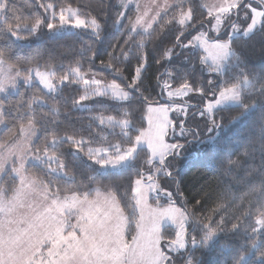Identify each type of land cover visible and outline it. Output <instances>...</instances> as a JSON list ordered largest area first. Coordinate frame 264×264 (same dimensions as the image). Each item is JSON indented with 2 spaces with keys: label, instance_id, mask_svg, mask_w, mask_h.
Listing matches in <instances>:
<instances>
[{
  "label": "snow or ice",
  "instance_id": "1",
  "mask_svg": "<svg viewBox=\"0 0 264 264\" xmlns=\"http://www.w3.org/2000/svg\"><path fill=\"white\" fill-rule=\"evenodd\" d=\"M131 3L120 0L113 21L126 30L125 47L87 49L90 65L100 56L110 58L109 63L101 61L113 77L110 82L97 78L91 67L84 71L80 62L57 74L51 64L41 70L38 60L13 61L11 49L0 47V125L7 129L0 137V264H264V67L249 70L246 50L257 32L264 50V0H151L150 8L135 0L134 19ZM32 7L42 11L26 15L16 0H0V40L27 41L42 28L56 30L74 17L75 27L90 29L96 43L102 42L105 19L100 16L82 19L71 4L55 0H34ZM241 14L242 22L232 20ZM157 31L174 36L171 46L152 50L158 64L181 55L178 47L200 49L199 63L212 76L192 80L187 72L179 78L167 72L168 79L157 78L160 95L166 92L172 103L151 101L154 89L145 84L148 45ZM238 35L247 40L237 44ZM132 45L144 50L135 55V65ZM35 80L43 87L19 91L21 81L31 87ZM73 84L84 88L71 99L72 108L94 98H102L105 110L115 105V115H93L90 122L119 126L120 142L91 147V138L59 133L60 109L69 103L64 96L57 99L59 85ZM10 89L16 90L15 98ZM192 93L199 96L198 104L174 102ZM225 109L238 112L233 120L259 111L242 145L244 156L259 146L258 175L248 174V191L241 197L222 192L213 198L204 192L193 202L184 194L174 161L189 145L219 139L229 126L219 116ZM136 112L141 113L140 127L133 119ZM145 118L147 128L142 126ZM177 128L184 143L176 137ZM65 144L74 157L86 158L91 173L85 177L87 184L54 188L64 177L65 184L76 179L66 171L74 162L64 158ZM239 157V152L226 151L221 170L238 165ZM141 158L143 166L129 171V162ZM101 178L110 184L94 186ZM5 179L10 181L7 186ZM161 197L166 206L159 203ZM133 224L129 241L126 234Z\"/></svg>",
  "mask_w": 264,
  "mask_h": 264
},
{
  "label": "trees",
  "instance_id": "2",
  "mask_svg": "<svg viewBox=\"0 0 264 264\" xmlns=\"http://www.w3.org/2000/svg\"><path fill=\"white\" fill-rule=\"evenodd\" d=\"M118 0H55L59 4L67 6L71 4L72 7L79 8L83 13H88L91 16H100L105 19V27L103 31L102 42L97 44V38L92 35V32L85 29H71L58 35L44 34L43 38L39 41H32L29 37V43L15 42L0 40V47H9L11 49L13 61L19 58L23 61H39L41 68H45L46 64H51L55 67L57 74L61 73L62 69H66L69 65L77 66V62H80L84 71H87L91 67L92 71L96 75L102 76L108 81L113 78L109 71L105 70L101 66V61L109 63L110 58L107 55L98 57L91 65L88 62V46L91 45L93 48H100L101 51L119 45L121 48L125 47L124 41L127 36L124 35L125 28L121 25L116 26L113 23L114 19L117 18L118 13ZM50 2V0H48ZM195 4L203 3L201 0H194ZM34 0H16L17 7L21 8L27 15L29 12L42 11L40 9L32 7ZM105 9L104 13L100 12L101 8ZM132 18L135 16V11L130 14ZM199 17V11L197 12ZM168 17H165L167 19ZM125 20V24H127ZM259 27V26H258ZM259 35L257 32L253 40L249 41L246 47L249 57V70H259L264 67V50H262L259 44ZM226 37V36H225ZM224 39V36L221 37ZM140 40V37L136 38ZM174 39L173 33L164 31H157L153 35V42L148 45L149 51V67L145 73V84L151 85L154 89L149 97L151 101L157 103L168 102L164 99L163 95H160V87L156 86L157 78L168 79L166 73L174 72L179 76L190 73L189 79L192 80H207L211 79L212 76L206 71V67L199 63L198 57L201 54L199 50L185 51L181 48H176V52L181 55L174 56L172 60L165 63L163 66L158 64L156 61L159 59L158 54L152 50H162L165 47L171 46ZM236 43H242L247 40L246 37L238 35ZM132 51V64H136L135 55L143 52L144 50H136L135 45H132L129 49ZM186 56H191V61L185 59ZM124 65L117 64V67L123 68ZM119 82V81H118ZM171 83V81H169ZM42 86L33 82V86L24 85L20 82V92H34ZM59 88L62 90L57 96L68 98L69 103L67 106H61L60 109V124L58 131L61 135L74 134L79 138L81 135L85 139L91 138L93 143L91 147L107 146L108 144H115L121 140V129L119 126L111 127L108 125L98 126V122H90V117L97 114L115 115V105L109 106L108 110H105V106L100 101L102 98H94L89 101L86 107H71V99L78 98V95L83 90L81 85H60ZM12 98H15L16 92L10 94ZM52 95H57L53 93ZM145 95H148L146 92ZM51 103V101H49ZM238 112L234 109H225L219 114L224 118V122L229 126L222 132L219 139L215 142L209 143L202 148L201 151H197L189 157L184 159L176 170L179 172V179L182 181V189L185 196L199 200L204 192H208L210 197H215L218 193H228L230 195L241 197L248 191V181L251 179L249 173H254L255 169H258L261 165V153L259 146L254 154L244 156L242 145L245 142V138L250 136L254 130L255 122L259 117V111L254 110V114L249 115L247 118H241L233 120ZM135 126H141V113L136 112L133 117ZM219 119V117H218ZM146 120H143L142 126L145 127ZM7 129L3 126L0 130V137L4 135ZM258 134V129H256ZM62 151L64 158L67 161L74 162V166L70 164V167L66 169L70 174L75 175V182L68 181L67 184L64 181L68 180L64 177L59 184H54L55 187H73L75 188L79 183L83 182L87 184L88 181L85 178L87 175H91L89 171V165L86 163V158L74 157L73 150L69 148L67 144L63 145ZM226 151L233 153H240V163L234 167H231L227 172L221 170L222 166L220 161L226 156ZM232 159H237L236 155L232 156ZM131 166L129 171L134 172L135 167L143 166V159H134L129 162ZM127 167V166H126ZM62 175V174H61ZM128 173H125L127 176ZM258 175V173H254ZM47 179V177H45ZM53 179H56L55 177ZM109 185L110 179H98L95 185ZM126 186V181H125ZM121 194L124 192V188H121ZM239 201H237L238 203ZM166 203V200L163 202ZM211 206V200L209 201ZM130 212L131 209L126 210ZM135 233V225L133 224L129 232L126 234V238L130 239Z\"/></svg>",
  "mask_w": 264,
  "mask_h": 264
},
{
  "label": "rangeland",
  "instance_id": "3",
  "mask_svg": "<svg viewBox=\"0 0 264 264\" xmlns=\"http://www.w3.org/2000/svg\"><path fill=\"white\" fill-rule=\"evenodd\" d=\"M201 1H202V2H205V0H201ZM125 2H127V0H125ZM158 2L161 3V4H163V3H164V0H158ZM210 2H215V0H210ZM140 3L143 4V5L148 6L149 8L151 7V0H140ZM117 4H118V6H119V4H120V0L117 1ZM130 7H132V8L134 9V11H135V0H132V3L130 4ZM73 8L79 10V15H80V18H82V19L90 20V19L93 17V16L89 15L88 13H86V14L83 13V11H82L81 9H79V8H76V7H73ZM134 18H135V16H134ZM134 18H133V19H134ZM74 20H75V18L73 17L71 22H69L68 24H65V25L62 26V27L57 28L56 30H49V29H47V28H42V29H41L36 35H34V36L31 37V40H32V41H39V40H41V39L43 38L44 34L58 35V34H61V33L65 32V31H68V30H71V29H84V28H77V27H75ZM232 20H233V21H237L238 23H239V22H242V14H241V17H240L239 19H238L235 15H233ZM116 26H119V24H116ZM85 30H89V31H91L90 29H85ZM224 31L230 32L231 29H224ZM91 32H92V31H91ZM225 36H226V35H224V39H227V36H226V37H225ZM241 36H242V35H241ZM23 42H24V43H29L30 41L27 40V41H23ZM185 42H186V41H185ZM183 50H185V51L199 50V51L201 52V54L203 55V52H202V50H200V49H194V50L183 49ZM204 66H205V65H204ZM73 67H76V66H73ZM205 67H206V66H205ZM41 70H44V68H41ZM96 76H97V78L105 79V78L102 77V76H99V75H96ZM105 80H107V79H105ZM107 81H108V80H107ZM21 82H22V81H21ZM35 82L39 83L38 80H35ZM108 82H110V81H108ZM22 83H23V82H22ZM24 85H25V84H24ZM80 85L84 88V86H83L82 84H80ZM41 86H42V85H41ZM59 86H60V85H59ZM42 87H43V86H42ZM15 92H16V90H11V89H10V94H14ZM3 95H4V94L0 93V96H3ZM163 97H164V99L168 100L167 95H166V92L163 94ZM199 100H200L199 96H198L197 94H195V93L190 94L189 97L174 98V102L177 103V104H179V103L198 104V103H199ZM172 102H173V101H169V100H168V102H164V103H172ZM88 104H89V101H86V102H84L81 106H79V108H80V107H86ZM169 117H170L171 119L175 120V119H176V114H175L174 112H170V113H169ZM145 120H146V118H145ZM197 120H198V118H197ZM147 127H148V124H147V120H146L145 128H147ZM2 128H3V125H0V130H1ZM179 133H180V130H179V128H177V129H176V137L180 140L181 143H184V140H183L182 138H180ZM170 135H171V134H170ZM213 135H215V134H213ZM206 137H207V133L204 134V137H203V138L206 139ZM189 139H190V137H189ZM207 144H209V142L189 145V146L187 147L186 151H185V154H184L182 157H177V159L174 161L175 168H178L182 163H184V159H185L186 157H189V156L191 155V153H192V154H195L197 151H201L202 148H203L204 146H206ZM99 147H103V146H99ZM53 166H55V165H53ZM3 183L5 184V186H7V185L10 183V181L7 180V179H5V180L3 181ZM165 200H166V198L161 197L159 203H160L161 205L166 206V203H163ZM134 234H135V233H134ZM126 237H127V236H126ZM128 240L131 241V238L128 239Z\"/></svg>",
  "mask_w": 264,
  "mask_h": 264
},
{
  "label": "water",
  "instance_id": "4",
  "mask_svg": "<svg viewBox=\"0 0 264 264\" xmlns=\"http://www.w3.org/2000/svg\"><path fill=\"white\" fill-rule=\"evenodd\" d=\"M161 90V89H160Z\"/></svg>",
  "mask_w": 264,
  "mask_h": 264
}]
</instances>
